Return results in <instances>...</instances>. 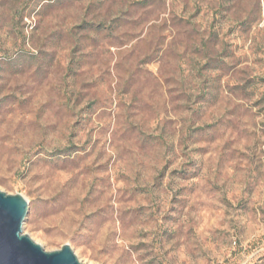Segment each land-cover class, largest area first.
<instances>
[{
  "label": "rangeland",
  "instance_id": "rangeland-1",
  "mask_svg": "<svg viewBox=\"0 0 264 264\" xmlns=\"http://www.w3.org/2000/svg\"><path fill=\"white\" fill-rule=\"evenodd\" d=\"M0 190L84 264H264V0H0Z\"/></svg>",
  "mask_w": 264,
  "mask_h": 264
},
{
  "label": "water",
  "instance_id": "water-1",
  "mask_svg": "<svg viewBox=\"0 0 264 264\" xmlns=\"http://www.w3.org/2000/svg\"><path fill=\"white\" fill-rule=\"evenodd\" d=\"M27 213L28 203L21 194L0 190V264H84L69 244L47 251L23 233Z\"/></svg>",
  "mask_w": 264,
  "mask_h": 264
}]
</instances>
